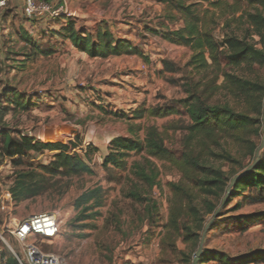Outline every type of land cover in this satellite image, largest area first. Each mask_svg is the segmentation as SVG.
<instances>
[{
    "label": "rangeland",
    "instance_id": "374dc122",
    "mask_svg": "<svg viewBox=\"0 0 264 264\" xmlns=\"http://www.w3.org/2000/svg\"><path fill=\"white\" fill-rule=\"evenodd\" d=\"M213 1L226 3L220 8L205 2L200 8L207 18H213L210 28L217 42L235 34L259 48L264 47L262 34L246 16L240 17L244 9L264 14V6L249 5L247 0ZM237 7H241L240 10L237 11ZM81 8L83 13L69 9L72 14L67 15L68 19L76 21L80 30L94 33L99 26L109 27L117 37L126 38L142 49L148 60L138 55L90 57L69 40L54 36V30L45 33L41 29V36L30 38L27 27L22 25L28 22L27 18L15 15V26L23 31L24 37L18 32V38L7 39L3 35L0 39V94L16 92L22 96V101H28L25 109L16 104L8 111L3 109L5 104L0 107V138L9 134L16 139L27 136L44 143L62 142L69 144L70 153L85 154L90 146L98 150L89 149L93 173L75 177L47 175L48 179L40 186L44 187L43 192L20 203L13 199L12 221L34 213L55 212L60 231L53 239L40 238V243L45 251L60 255L67 264H192L203 231L213 220L214 213L207 211V201L221 205L222 199L205 197L194 187L188 193L183 192L179 188L186 190L190 183L181 169L145 151L129 157L128 169L107 170L103 162L110 152V142L116 136H134L130 131L131 123L142 126L136 131L141 138L145 136L146 126H156L170 150L178 155L193 150L206 164L222 168L231 182L255 161L257 151L253 153L248 147L250 143L230 136L188 142L186 128L191 119L177 100L186 98L189 90L194 92L197 87L200 90L209 84L205 94L208 104H229L237 111L259 117L263 95L246 98L230 86L221 70L264 85V66L236 67L221 58L220 69L190 66L186 71L185 64L193 50L170 43L155 33V30L181 27L183 21L167 20L163 15L165 4L158 0H85ZM39 46L54 51L48 56L35 53ZM166 64L174 65L175 69L168 70ZM141 105L146 108L173 105L180 108V113L129 120ZM253 136L260 147L261 136ZM227 151L236 157V162L216 155ZM55 153L48 149L33 150L13 158L10 168L0 158V264H5L8 257L22 255L24 248V243L4 224L2 201L7 203L6 195L8 192L12 195L11 188L21 172L34 170L43 174L42 166L47 165ZM135 161L156 168V185L151 187L137 177ZM96 187L104 191L103 205L94 208L101 214L85 218L92 210L82 213V208L75 205L76 199ZM133 191L146 200L132 196ZM228 198L213 220L216 225H211L207 231L204 249L222 252L231 259L264 249V219L247 229L235 223V216L239 214L264 211V189L260 192L248 188ZM152 204L155 206L149 213L148 206ZM191 207L198 209V221L194 220ZM179 210H182L181 223H187L192 229V238L184 242L191 262L160 263L164 256L162 238L173 230L169 227L170 219ZM207 264L220 262L212 260Z\"/></svg>",
    "mask_w": 264,
    "mask_h": 264
},
{
    "label": "trees",
    "instance_id": "16d2710c",
    "mask_svg": "<svg viewBox=\"0 0 264 264\" xmlns=\"http://www.w3.org/2000/svg\"><path fill=\"white\" fill-rule=\"evenodd\" d=\"M158 1L165 4L163 15L167 20L172 22L177 20L183 21V26L181 27L169 28L163 31L155 30V33L170 43L186 46L193 50L191 58L185 64L186 71H188L190 66L195 69H220L221 58L226 60L228 64L236 67L254 64L264 66V47L259 48L247 40V38H241L235 34L227 35L221 43L214 39L212 29L210 28L213 18H207L202 13L200 5L206 2L221 8L226 2L213 0ZM247 2L249 5L258 3L264 6V0H247ZM240 8L237 7L236 10L238 11ZM242 11L243 14L240 17H247L248 21L262 34V43H264V14L260 11L252 12L250 9ZM54 33V36L63 40H69L77 50L88 54L90 57L107 58L110 56L138 55L148 60L142 49L126 38L117 37L106 26H99L94 33H91L80 30L75 20L67 19L59 29L54 30ZM221 47H223L222 50H220ZM53 51L50 48L39 46L35 53L48 56ZM166 67L168 70L175 69L174 65L166 64ZM221 72L225 80L230 83V86L240 91L246 98L255 99L258 95H263L264 98V85L260 82L226 71L221 70ZM206 86H209V84H205L200 90L197 87L194 89V92H190L189 90V95L186 98L177 100L181 104V107H184L191 119L190 124L186 128L188 130V142L193 143L195 140L203 141V138L213 139L215 136H230L250 143L248 147L255 153L259 146L252 136H261L262 143L264 141V100H261V104H259V106L261 105V113L259 109L260 116L257 117L248 112L237 111L229 104H208L205 98ZM0 96V107H3L5 104L3 107L5 111H8L12 104H16L23 109L27 108L26 103L28 100L22 101V96L16 92H3V95L0 94ZM177 113H180V108L173 105H157L148 108L145 105H141L134 110L133 115L128 117V119L136 121L146 117L163 118ZM141 128L140 124L131 123L130 131L134 136H116L111 140L109 146L110 152L103 162V166L107 170H126L129 168V157L145 151L149 156L169 162L181 169L191 185L186 190L185 188H179L185 193H188V190L194 187L203 196L213 197L217 201H220L221 199L223 200L230 186H232L230 196L236 195L248 188L260 192L264 189V147L261 150L259 161L255 163L253 168L231 185L233 179L230 182V178L222 168L206 164L193 150H186L181 155L170 150L165 144L162 132L156 126H146L143 138L136 134V131ZM68 148L69 144L62 142L44 143L27 136L16 139L9 134H5L0 138V158L4 156L15 158L33 150L43 151L48 149L56 151L53 159L47 165L42 166L44 170L43 174L34 170L19 174L14 186L11 188L13 199L16 203H20L43 192L44 187L40 186L41 182H44V179H48L47 175L50 177H75L93 173L89 149L94 152L98 148L90 146L85 154L78 152L70 153ZM216 155L230 162L237 161L236 157L228 151ZM133 165L135 167V174L140 180L145 181L151 187L157 184L158 171L156 168L147 167L139 161H135ZM131 195L138 199L146 200L140 198V194L135 191ZM103 197V188L96 187L82 193L76 199L75 205L78 208H82V213L92 210L90 214H86L85 218L96 217L101 212L99 210L94 211V208L103 205ZM252 199L260 201L259 199ZM228 201L229 198L226 202ZM219 205L209 200L207 201V211L214 213L219 208ZM154 206V204L148 206L149 213L153 211ZM190 210L194 215V220L198 221V209L191 207ZM181 211L179 210L176 214L172 215L169 227H172L173 230L168 231L162 238L161 247L164 256L160 259V263H170L172 261L191 262L190 254L185 250L179 249L176 245L178 238H181L184 242L190 241L192 238L190 233L191 227L185 222L181 223ZM262 219H264V211H259L249 214H239L235 216V223L242 229H247ZM213 224L214 221L211 225ZM212 260L219 261L222 264H263L264 249H255L232 259L222 252L204 249L199 264H207ZM5 264L20 263L15 257H8Z\"/></svg>",
    "mask_w": 264,
    "mask_h": 264
},
{
    "label": "built area",
    "instance_id": "2783aa9c",
    "mask_svg": "<svg viewBox=\"0 0 264 264\" xmlns=\"http://www.w3.org/2000/svg\"><path fill=\"white\" fill-rule=\"evenodd\" d=\"M64 1V0H59ZM8 0H0V11L7 6ZM63 14L71 15L62 5H54L48 0H25L24 15L28 20L49 16L57 18ZM1 97V96H0ZM3 162L11 167L12 157H1ZM7 205L2 201L5 211L4 224L19 241L24 243L22 255L16 254L20 264H67L60 255L45 251L40 238L53 239L60 231V221L55 212L34 213L19 221L13 222V198L10 192L6 195Z\"/></svg>",
    "mask_w": 264,
    "mask_h": 264
},
{
    "label": "crops",
    "instance_id": "0c3cea01",
    "mask_svg": "<svg viewBox=\"0 0 264 264\" xmlns=\"http://www.w3.org/2000/svg\"><path fill=\"white\" fill-rule=\"evenodd\" d=\"M54 5H62L66 6V8L69 9H75V11H81V5L84 4L85 0H48ZM24 4L25 0H8L7 6L2 8L0 11V39L2 40L3 35L5 38L10 39L11 37H17L18 38V32H21V35L24 37L23 31L17 26H15V15H18L19 18H26L24 13ZM82 12V11H81ZM83 13V12H82ZM80 15V17H83L84 14ZM60 17V18H59ZM57 18H50L49 16H44L40 18H36L35 22H32L34 20H28V22L22 23L24 27H27L28 31V37L35 38L38 34L41 36V29L45 30V33H48L49 30H57L63 25L64 22L67 21L68 16L66 14H63ZM59 18V19H58ZM50 21H53L51 24ZM90 22V21H88ZM37 36V37H39ZM1 43V42H0ZM2 53V52H1ZM176 245L179 249L185 250V244L182 239H179L176 242ZM219 262V261H218ZM221 264V262H220Z\"/></svg>",
    "mask_w": 264,
    "mask_h": 264
},
{
    "label": "water",
    "instance_id": "95a60500",
    "mask_svg": "<svg viewBox=\"0 0 264 264\" xmlns=\"http://www.w3.org/2000/svg\"><path fill=\"white\" fill-rule=\"evenodd\" d=\"M263 147H264V141H263V144L257 150L255 162L252 165H250L248 168H246L242 173L236 175L233 178L231 185H233L237 181L238 178H240L241 176H243L244 174H246L249 170H251L253 168V166L255 165V163L257 161H259V159H260V152H261V150H262ZM231 187L232 186L229 187L227 194L224 196V198L222 200V203H221V206H219V208L214 212L213 220L218 216V214H219L222 206L226 203L227 198H228V196H229V194L231 192ZM213 220L205 227V229L203 231V234L201 236V240H200L198 249L194 253L193 260H192V264H199L200 257L202 255V253L204 252V243H205L206 234H207V231H208L211 223L213 222Z\"/></svg>",
    "mask_w": 264,
    "mask_h": 264
}]
</instances>
